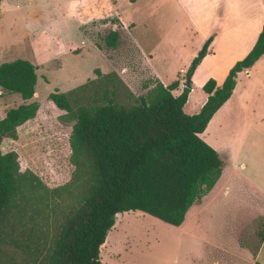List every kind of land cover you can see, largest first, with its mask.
<instances>
[{
	"label": "trees",
	"instance_id": "trees-1",
	"mask_svg": "<svg viewBox=\"0 0 264 264\" xmlns=\"http://www.w3.org/2000/svg\"><path fill=\"white\" fill-rule=\"evenodd\" d=\"M216 32L191 60L187 79ZM122 38L112 24L102 34L101 48L114 50ZM263 53L264 23L252 48L232 65L223 83L217 86L209 78L202 85L207 99L193 114L183 110L190 91L186 83L178 95L172 92L178 79L164 85L155 78L133 103L120 99L113 72L99 70L96 79L66 92H50L48 99L63 111L59 119L71 123L68 142L74 170L69 181L49 187L32 171L20 169L16 151L0 147V264H101L100 247L118 212L142 211L181 225L222 170L218 152L199 134L231 95L237 73ZM36 70L25 58L0 62L1 94L21 99L0 119V145L6 137L16 139L17 128L36 116ZM260 235L264 241V223Z\"/></svg>",
	"mask_w": 264,
	"mask_h": 264
},
{
	"label": "rangeland",
	"instance_id": "rangeland-1",
	"mask_svg": "<svg viewBox=\"0 0 264 264\" xmlns=\"http://www.w3.org/2000/svg\"><path fill=\"white\" fill-rule=\"evenodd\" d=\"M201 1L195 0L194 7ZM187 20L177 0H0V62L25 58L37 66L32 100L39 103L36 116L17 128L16 139L4 138L1 150L16 151L20 169L32 171L49 187L69 181L74 170L68 142L71 123L59 119L63 111L48 99L49 93L96 79L99 70L115 74L125 103L145 94L144 85L155 78L165 85L178 79L172 91L178 95L200 50L192 57L199 39L186 30ZM112 24L123 38L114 50L101 48L102 34ZM205 69L209 66L190 81L183 107L187 114L198 112L205 97L200 85ZM20 102L17 94H0V119ZM218 151L224 159L223 148ZM255 155L263 157L264 147ZM259 165L251 160L250 173ZM250 181L247 193H254ZM216 193L202 196L179 226L142 211L118 212L100 247L101 264H254L257 259L264 264V214L248 207L239 188ZM262 242L256 259L251 253Z\"/></svg>",
	"mask_w": 264,
	"mask_h": 264
},
{
	"label": "crops",
	"instance_id": "crops-1",
	"mask_svg": "<svg viewBox=\"0 0 264 264\" xmlns=\"http://www.w3.org/2000/svg\"><path fill=\"white\" fill-rule=\"evenodd\" d=\"M194 1L177 0L184 17L188 19V23L184 24L186 30L199 39L192 57L216 28L217 32L190 81L203 67L209 66L200 82L201 87L209 78H213L216 85L220 86L232 65L254 45L264 23V0H202L200 6L196 7ZM218 66L221 67L220 73L215 71ZM191 87L192 82L190 90ZM206 99L205 93L198 111ZM203 133L207 136L203 137ZM199 135L218 154V147H222L225 155L224 159L220 157L223 162L220 177L205 195L211 196L216 189L218 195L230 194L236 187L242 190L241 195L247 200L245 202L249 208L258 209L264 214V156L254 157L264 147V53L251 67L237 73L231 95L216 110ZM251 160L260 163L257 168H253L255 173H250L248 167ZM219 180L223 182L219 184ZM249 180L254 193H247ZM196 204L192 206L196 208ZM262 244L255 254L251 253L252 257L258 258ZM256 261L261 264L259 259Z\"/></svg>",
	"mask_w": 264,
	"mask_h": 264
},
{
	"label": "water",
	"instance_id": "water-1",
	"mask_svg": "<svg viewBox=\"0 0 264 264\" xmlns=\"http://www.w3.org/2000/svg\"><path fill=\"white\" fill-rule=\"evenodd\" d=\"M190 85H191V84H190V79H187V80H186V86H187V87H190Z\"/></svg>",
	"mask_w": 264,
	"mask_h": 264
}]
</instances>
